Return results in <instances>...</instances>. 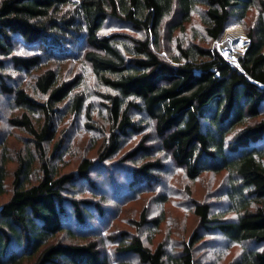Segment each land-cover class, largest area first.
<instances>
[{
	"label": "trees",
	"instance_id": "1",
	"mask_svg": "<svg viewBox=\"0 0 264 264\" xmlns=\"http://www.w3.org/2000/svg\"><path fill=\"white\" fill-rule=\"evenodd\" d=\"M198 5L213 40L235 21L245 25L249 43L237 63L216 47L181 38L165 47V32L170 45ZM252 8L258 14L248 22ZM109 19L143 34L103 33ZM20 41L35 52H17ZM77 44L84 46L83 60L73 68L66 57ZM90 73L100 96L97 116L88 100ZM26 75L31 84L22 81ZM2 94L15 105L9 126L30 139L15 148L13 192L0 202V264H206L194 248L213 230L242 247L229 264H264V0H0ZM81 115L103 139L95 156L85 153L63 173L53 159L62 156L70 128L59 137L57 126ZM127 146L132 148L125 156ZM1 153L0 196L11 160L6 144ZM164 158L190 180L227 172L226 210L216 213L211 203H197L200 227L172 255L162 242L147 246L139 233L97 235L106 229L107 211L115 216L122 204L163 184ZM95 172L106 193L70 191L79 180L93 182ZM123 192L128 197L118 200ZM228 212L237 217H226ZM149 214L145 206L140 232L164 221V211Z\"/></svg>",
	"mask_w": 264,
	"mask_h": 264
},
{
	"label": "rangeland",
	"instance_id": "2",
	"mask_svg": "<svg viewBox=\"0 0 264 264\" xmlns=\"http://www.w3.org/2000/svg\"><path fill=\"white\" fill-rule=\"evenodd\" d=\"M203 9L204 6L198 5V8L191 16V20L185 24V30L183 32H175L173 41L170 42V45L165 32L163 44L166 48L169 46L168 49H171L172 45L175 44L176 39L181 38L185 43L194 42L203 46L216 47L229 60L236 61L238 54L242 53L249 43L245 25L242 22L235 21L227 27L220 40H213L205 33L204 25L201 19ZM257 14V10L252 8L251 12L247 16L248 22L253 21ZM102 31L106 34L127 32L137 37L142 36L143 34L140 30H134L129 25H123L116 20L111 19L106 21L105 27ZM227 44H229V49L225 47ZM78 45L79 44H77V46ZM83 47V45H79L76 49H71L66 57V60L68 63L73 65V68H79L80 65H82L80 58L83 60ZM16 51L19 53L35 52L32 48H26L22 41H20V43L16 46ZM65 66L66 68L68 67V65ZM88 78L90 84L92 85L88 86L92 92V94L89 95L90 99L88 100L92 101L90 106H94L95 116H97L101 110V107L99 106L100 96L97 92V87H94L95 84L91 81V73L88 75ZM22 81L27 84H31L32 77L26 75V77H22ZM18 83L20 82H16L14 84L17 85ZM8 97L3 94L0 95V158L2 154L1 147H3L4 144H6L10 154L9 157L11 158L8 163V178L5 183L6 192L0 196V202L7 200L13 192V170L18 165L16 158L14 157L15 148H24L30 139L25 132L9 126L7 118L9 114L15 110V105L12 99ZM91 111H93V108H91ZM86 121V117L81 115V117H78L75 120H68L66 123H61L57 126V129L60 131L59 137L64 129L67 131L70 128L66 135L64 134V144L61 149L62 156L53 159L54 167L61 170L63 173L72 170L75 164L85 153L92 156L96 155L97 147H95V144H100L103 137L95 130L88 128L85 124ZM133 141H136V139ZM53 143L47 147L49 152L53 147ZM131 148L132 146H127L124 148L122 154L127 156L129 152L128 150ZM162 153L163 152L157 148L154 155L159 156ZM119 158L120 157L117 159ZM164 160L166 163L165 171L160 174L163 184H160L153 189H148L146 192L136 197L133 201L125 202L118 207V211L115 216L112 215L111 212L107 211L108 213L105 217L108 221L106 229L104 232H98L97 235L111 237L114 232L115 234H121L126 231H129L130 234L139 233V235H141L145 240L147 246L154 248L158 243L162 242L168 255H172L181 252L185 243L190 240V237L195 230L200 227L199 219L195 214V205L197 203H211L213 205V210L216 213L226 210L228 206L226 196V190L228 188L226 184L228 176L227 172L215 174L207 171L202 173L197 179L190 180L185 175L182 168L175 167L171 162L169 163L168 161L170 160L166 158H164ZM109 163L113 164L115 162L109 161ZM127 163L133 165L130 162ZM109 167L111 169L108 168V170H111L112 174L115 175L114 168L111 166ZM108 170L105 169L104 172H107ZM104 176L105 175H103V177ZM92 178L93 182H89L87 184L79 180L75 188L70 187V191L78 195H87L91 189H99L104 192L102 188L105 186L101 181L100 174L95 172L92 174ZM122 181L124 183L128 181L125 175H123ZM140 186L145 187L146 185L140 184ZM104 193H106V190ZM107 193L113 195L112 192ZM128 195L129 193L123 192L117 196V198L118 200L125 199ZM164 195L167 197V200H164ZM145 206L149 209L150 216L155 217L164 211L165 217L160 227L149 225L145 226L140 232L137 221L139 220L141 211L145 208ZM105 207L113 210L114 204L107 202ZM67 208L70 211L69 205H67ZM94 216L96 217L95 219H100L99 216ZM226 217L233 219L237 217V214L235 212H228ZM90 224L93 223L90 222ZM83 230L87 229L84 228ZM205 235L206 240L199 242L194 248L196 257L203 263L229 264V262L241 254L242 247L240 244L230 242L224 237H221L216 230L207 231ZM107 247L110 253H115V245L112 242L107 241ZM129 255L131 256L134 254H125L127 257H129ZM134 256L131 257L134 258Z\"/></svg>",
	"mask_w": 264,
	"mask_h": 264
},
{
	"label": "bare ground",
	"instance_id": "3",
	"mask_svg": "<svg viewBox=\"0 0 264 264\" xmlns=\"http://www.w3.org/2000/svg\"><path fill=\"white\" fill-rule=\"evenodd\" d=\"M230 39V38H229ZM227 46V47H226ZM225 47L227 48V49H229V44H227V45H225Z\"/></svg>",
	"mask_w": 264,
	"mask_h": 264
},
{
	"label": "water",
	"instance_id": "4",
	"mask_svg": "<svg viewBox=\"0 0 264 264\" xmlns=\"http://www.w3.org/2000/svg\"><path fill=\"white\" fill-rule=\"evenodd\" d=\"M227 47V46H226ZM233 62L237 63L236 61L232 60Z\"/></svg>",
	"mask_w": 264,
	"mask_h": 264
}]
</instances>
